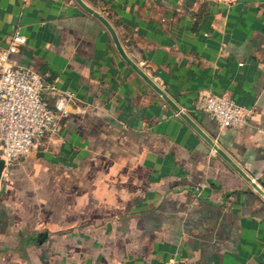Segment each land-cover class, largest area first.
Masks as SVG:
<instances>
[{
  "label": "crops",
  "instance_id": "1",
  "mask_svg": "<svg viewBox=\"0 0 264 264\" xmlns=\"http://www.w3.org/2000/svg\"><path fill=\"white\" fill-rule=\"evenodd\" d=\"M127 56L264 188V0H83ZM45 78L59 133L5 170L0 264H264V200L75 0H0V50ZM235 100L249 122L200 110Z\"/></svg>",
  "mask_w": 264,
  "mask_h": 264
},
{
  "label": "built area",
  "instance_id": "2",
  "mask_svg": "<svg viewBox=\"0 0 264 264\" xmlns=\"http://www.w3.org/2000/svg\"><path fill=\"white\" fill-rule=\"evenodd\" d=\"M26 43L24 36L15 33L8 38L7 47L0 50V158L5 161V170L58 134L66 113L62 104L53 105L46 96L41 74L13 62V55ZM200 110L223 130L246 125L252 115L235 100L218 95L203 98Z\"/></svg>",
  "mask_w": 264,
  "mask_h": 264
},
{
  "label": "water",
  "instance_id": "3",
  "mask_svg": "<svg viewBox=\"0 0 264 264\" xmlns=\"http://www.w3.org/2000/svg\"><path fill=\"white\" fill-rule=\"evenodd\" d=\"M75 2L88 14L96 18L102 23L106 30L111 35V38L123 58V60L176 112L180 117L191 126L208 144L213 150L239 175L245 182L264 200V188L262 184L257 183L246 171H244L218 144L214 142L203 130L194 122L186 113L182 112L181 109L167 96V94L152 80L150 79L125 53L122 48L118 36L108 22L100 13L90 8L83 0H75ZM5 171V161L0 158V188Z\"/></svg>",
  "mask_w": 264,
  "mask_h": 264
}]
</instances>
